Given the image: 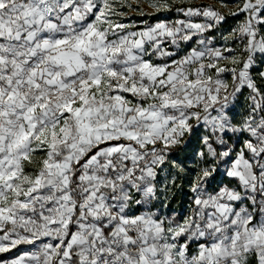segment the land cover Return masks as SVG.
I'll return each instance as SVG.
<instances>
[{
	"label": "snow or ice",
	"instance_id": "snow-or-ice-1",
	"mask_svg": "<svg viewBox=\"0 0 264 264\" xmlns=\"http://www.w3.org/2000/svg\"><path fill=\"white\" fill-rule=\"evenodd\" d=\"M146 3L0 0V264H264V0Z\"/></svg>",
	"mask_w": 264,
	"mask_h": 264
},
{
	"label": "rangeland",
	"instance_id": "rangeland-1",
	"mask_svg": "<svg viewBox=\"0 0 264 264\" xmlns=\"http://www.w3.org/2000/svg\"><path fill=\"white\" fill-rule=\"evenodd\" d=\"M194 3H201V0H193ZM203 3H211V4H215L217 6H219V0H203ZM142 6L145 8L146 11L151 12L152 9L147 7V3L146 0H142ZM229 7H233V4L230 2L229 3ZM224 11H226V9H224ZM174 17V14H158L156 17H140L136 14H133L130 18L136 20L137 22L141 21V20H147L149 23H154L156 21V19H164V18H168V19H172ZM242 17H237L236 19H241ZM235 20L233 19H229L228 25L234 24ZM228 25H225V27H227ZM19 254V253H16Z\"/></svg>",
	"mask_w": 264,
	"mask_h": 264
},
{
	"label": "trees",
	"instance_id": "trees-1",
	"mask_svg": "<svg viewBox=\"0 0 264 264\" xmlns=\"http://www.w3.org/2000/svg\"><path fill=\"white\" fill-rule=\"evenodd\" d=\"M229 22V21H228ZM0 258H7V255L5 254L4 256H0Z\"/></svg>",
	"mask_w": 264,
	"mask_h": 264
}]
</instances>
